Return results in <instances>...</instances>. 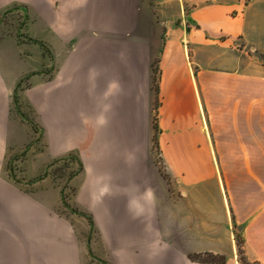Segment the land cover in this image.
<instances>
[{
  "label": "crops",
  "instance_id": "obj_1",
  "mask_svg": "<svg viewBox=\"0 0 264 264\" xmlns=\"http://www.w3.org/2000/svg\"><path fill=\"white\" fill-rule=\"evenodd\" d=\"M19 5L26 37L0 39V264H87L89 225L1 176L24 77L48 153L85 162L76 202L107 264H241L234 229L264 264V67L247 50L264 53V0H0V16ZM156 56L172 192L150 175ZM148 187L155 205L137 215Z\"/></svg>",
  "mask_w": 264,
  "mask_h": 264
},
{
  "label": "rangeland",
  "instance_id": "obj_2",
  "mask_svg": "<svg viewBox=\"0 0 264 264\" xmlns=\"http://www.w3.org/2000/svg\"><path fill=\"white\" fill-rule=\"evenodd\" d=\"M28 14L22 5L8 9L0 16V39L6 35H16L18 39L26 37L24 31L27 27ZM24 30V31H23ZM237 41V40H236ZM238 46L242 45L236 43ZM161 49V48H160ZM251 57L249 61L255 65L264 67V53L247 48ZM160 79L159 56H156L152 64V105L150 112L149 133V162L152 170L150 175L156 176V183L164 181L170 192L177 180L172 176L170 167L159 144V123L161 96L157 91ZM29 86L24 77L16 84V88L10 93V119L19 124L14 129L16 135L12 144L7 147L5 163L1 176L9 182L21 186L26 191H36L40 194L47 193L52 202H59L56 214L64 216L72 224H78L84 220L89 225L88 235H83L87 264H107L108 261L98 256L93 249V238L99 237L98 229L94 227L92 213L80 209L76 202L78 185L83 173L86 171L85 162L77 150H69L59 154L48 153V143L45 140V125L40 114L30 103L25 89ZM158 140V142H156ZM235 239L241 238L237 244L238 259L241 264H260L246 253L245 242L241 232L234 229ZM93 234V235H92ZM237 234V235H236ZM85 262V260H84Z\"/></svg>",
  "mask_w": 264,
  "mask_h": 264
},
{
  "label": "clouds",
  "instance_id": "obj_3",
  "mask_svg": "<svg viewBox=\"0 0 264 264\" xmlns=\"http://www.w3.org/2000/svg\"><path fill=\"white\" fill-rule=\"evenodd\" d=\"M102 122V121H101ZM155 193L151 187L146 188L138 199L130 200L129 206L134 207L137 215H142L145 212V204L155 205Z\"/></svg>",
  "mask_w": 264,
  "mask_h": 264
},
{
  "label": "trees",
  "instance_id": "obj_4",
  "mask_svg": "<svg viewBox=\"0 0 264 264\" xmlns=\"http://www.w3.org/2000/svg\"><path fill=\"white\" fill-rule=\"evenodd\" d=\"M157 88H158L157 91L159 92V84H157ZM156 128L159 129V123L158 122H157ZM156 142H158V140ZM241 240H242L241 238H236V241H237L238 245L241 242ZM195 258H200L201 260H205V261H208V262H214V261H217V260H223L224 259L223 257H219V256H216V255L211 254V253H206L205 255H196Z\"/></svg>",
  "mask_w": 264,
  "mask_h": 264
}]
</instances>
